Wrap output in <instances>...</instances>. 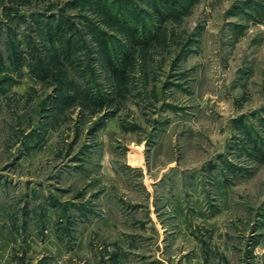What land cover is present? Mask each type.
Masks as SVG:
<instances>
[{"label": "rangeland", "instance_id": "1", "mask_svg": "<svg viewBox=\"0 0 264 264\" xmlns=\"http://www.w3.org/2000/svg\"><path fill=\"white\" fill-rule=\"evenodd\" d=\"M105 4L0 0V264H119L179 208L213 264H251L264 0Z\"/></svg>", "mask_w": 264, "mask_h": 264}, {"label": "crops", "instance_id": "2", "mask_svg": "<svg viewBox=\"0 0 264 264\" xmlns=\"http://www.w3.org/2000/svg\"><path fill=\"white\" fill-rule=\"evenodd\" d=\"M179 209V214H174L178 225L176 229L154 223L152 226L149 222L148 229H141L143 232L140 231L141 234L137 235V238L133 236L129 241L123 236L120 240L124 244L119 250V264H213L210 258L205 256L203 247L198 244H188L187 224H185L188 217L184 209ZM115 217L110 214L104 222L114 223ZM217 231L214 232L216 235L220 233V230L218 233ZM211 249L214 250L216 247L212 246ZM263 253L264 244L260 242L253 252L255 259L251 264H264ZM226 254L229 256L228 253Z\"/></svg>", "mask_w": 264, "mask_h": 264}, {"label": "trees", "instance_id": "3", "mask_svg": "<svg viewBox=\"0 0 264 264\" xmlns=\"http://www.w3.org/2000/svg\"><path fill=\"white\" fill-rule=\"evenodd\" d=\"M95 1H98L99 5L104 7L105 9L108 8V5L105 4V0H95ZM156 5L157 6H155V11H156L157 15L163 16V11H162L163 8H162L161 4L157 2ZM19 14L20 13H18V15ZM114 17H116L118 21L122 22V20H121V18H123L122 16H119L118 14H116V15H114ZM124 58H128V54L127 53H126V56H124ZM107 61L110 62L113 65L111 68L114 71V76H116L117 78H123L125 73L123 71H121L119 66L115 63L114 57L113 56H110V57L108 56L107 57Z\"/></svg>", "mask_w": 264, "mask_h": 264}]
</instances>
